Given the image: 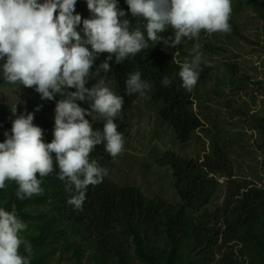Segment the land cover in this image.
I'll use <instances>...</instances> for the list:
<instances>
[{
	"label": "clouds",
	"instance_id": "1",
	"mask_svg": "<svg viewBox=\"0 0 264 264\" xmlns=\"http://www.w3.org/2000/svg\"><path fill=\"white\" fill-rule=\"evenodd\" d=\"M91 13L82 20L75 11L77 0H0V72L9 84L34 88L41 99L56 101L53 139L45 142L44 129L34 124V113L16 115L10 132L0 142V190L6 181L17 184L19 200L42 192L44 178L58 166L57 178L65 190L74 192L67 203L82 210L88 187L99 185L108 175L90 154L104 144L112 157L124 150L125 140L115 118L121 115L124 98L96 80L109 73L111 65L121 64L149 48V41L175 49L183 38L195 40L191 58L180 65L182 87L191 92L196 86L203 60L202 31L230 33L232 0H85ZM143 22L133 29L127 15ZM82 24V27H80ZM171 30V35H163ZM106 53L104 62L93 72L95 61ZM90 79L96 83L86 87ZM161 84L171 86L165 77ZM126 94L144 95L150 85L142 73H130ZM75 91H69V89ZM84 102L88 107H82ZM37 106L36 111H39ZM104 118L102 131L94 129L93 114ZM90 117V119L86 118ZM27 224L0 206V264H31V245L21 235ZM25 246L27 255L20 252Z\"/></svg>",
	"mask_w": 264,
	"mask_h": 264
},
{
	"label": "rangeland",
	"instance_id": "2",
	"mask_svg": "<svg viewBox=\"0 0 264 264\" xmlns=\"http://www.w3.org/2000/svg\"><path fill=\"white\" fill-rule=\"evenodd\" d=\"M124 4L125 0H119V7ZM75 11L81 14L82 20L91 16L85 0H77ZM231 19L237 23L239 34L200 33L201 52L207 63L201 65L200 77L190 96L201 125L187 142L179 141L173 128L160 117L161 102L151 101L154 88L149 82L145 94L115 118L125 122V146L122 153L108 163L107 178L119 185L137 187L150 200H165L173 212L182 208L183 202L172 170L160 163L165 152L213 162L217 160L215 152L221 150L218 152H223L230 160L227 170L212 174L217 186L211 202L201 209L200 216L194 211L189 213V218L195 220L199 216L206 221L211 245L206 240L197 243L195 237L187 239L179 249L177 264H255L244 252L243 243L225 241L228 236L225 208L231 193L242 195L248 189L264 186V141L254 127V119L264 118V28L249 0H232ZM195 43L183 38L178 46L183 54L175 56L180 65L191 58ZM178 78L181 81L179 73ZM100 79L118 95L112 65L109 73L101 72L96 80ZM95 83V79H90L86 87ZM62 98L58 94L53 100L41 99L34 88L5 82L0 72V120H14L10 107L17 104V116L33 112L38 122L49 120L54 124L56 101ZM78 103L88 107L84 102ZM37 106H40L39 111H36ZM96 121L105 122L94 113L91 122ZM11 182L6 181V187L0 190V206L5 209L16 208L18 202L17 187L11 190ZM53 214L51 206L36 202L25 203L17 214L28 226L21 235L31 245V263L39 260L41 264H119L118 256L98 246L88 233L73 230L69 224L59 225L56 232L54 229L44 235ZM115 238L124 248L123 264H146L139 258L132 238L122 230L115 232ZM150 249L154 253L168 254L171 247L163 237H155ZM20 252L27 255L24 245Z\"/></svg>",
	"mask_w": 264,
	"mask_h": 264
},
{
	"label": "trees",
	"instance_id": "3",
	"mask_svg": "<svg viewBox=\"0 0 264 264\" xmlns=\"http://www.w3.org/2000/svg\"><path fill=\"white\" fill-rule=\"evenodd\" d=\"M249 1L256 18L264 28V0ZM120 8L126 13L129 12L127 4ZM126 18L131 21L133 29L140 27L142 31L144 30L142 21L133 18L130 13ZM229 23L231 32L239 34L235 20L231 19ZM163 35L166 37L171 35V30ZM180 53L182 51L178 46L175 49L166 48L159 42L149 41L148 49L127 58L121 64H114L113 61L109 63L115 71L118 95L124 98L122 109L126 110L140 97L139 93L129 96L125 91L128 75L140 71L142 79L153 85L151 101L155 104L161 102L160 117L173 128L178 140L185 143L200 127L201 121L192 108L190 92L182 87V81L178 78L180 64L175 56ZM106 56V53L101 54L95 61L93 72L104 62ZM165 77L172 81L171 86L165 87L161 84ZM12 121V119L0 120V142L5 139L4 132H10ZM114 122L118 125V131L125 136V122L122 119H115ZM104 123L94 122V129L102 131ZM34 124L44 129L45 142H51L54 124L49 120H41L40 123L38 117L34 118ZM254 127L264 141V118L254 119ZM218 151L215 152L217 160L213 162L206 159L201 162L183 158L171 151L165 152L161 157L160 163L172 170L174 184L183 202V207L176 212L172 211L165 200H150L137 187L119 185L110 181L107 176L101 184L88 187L82 210H76L67 203L75 193L66 191L64 182L57 178L59 169L55 161L53 173L45 177L41 185L42 194L24 200L18 199L15 210L18 214L25 203L32 202L51 206L54 214L44 235L54 229L56 232L59 225L69 224L73 230L84 235L88 233L98 246L118 256L119 264L125 263V258L124 248L115 238L117 230H122L129 239H133L139 258L146 264H160L162 260L164 264H177L176 261L180 257L179 249L187 239L195 237L197 243H205L206 240L208 245H211L212 239L207 235L206 221L199 217V212L211 202L216 189L217 180L212 174L227 170L230 166L227 155ZM90 158L95 159L103 168H107L108 163L113 159L105 151L104 144L96 146ZM11 184H13L11 190L18 187L14 181ZM190 211L199 214L195 218L196 221L189 218ZM225 216L228 227L225 241L238 240L243 243L244 252L251 256L255 264L258 262L264 264V186L260 189H248L242 195L231 193L226 200ZM155 237H163L166 245L171 247L168 254L164 251L154 253L150 249ZM41 263L42 261L37 260L31 264Z\"/></svg>",
	"mask_w": 264,
	"mask_h": 264
}]
</instances>
